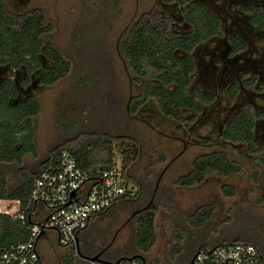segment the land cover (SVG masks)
I'll list each match as a JSON object with an SVG mask.
<instances>
[{"label": "rangeland", "instance_id": "374dc122", "mask_svg": "<svg viewBox=\"0 0 264 264\" xmlns=\"http://www.w3.org/2000/svg\"><path fill=\"white\" fill-rule=\"evenodd\" d=\"M158 2L161 0H9V8L19 13L34 9L47 13L55 27L45 39L70 58L72 68L67 77L38 92L42 106L34 118L35 133L24 136L22 165L0 162V170L13 189L21 183L22 168L36 170L64 141L99 133L131 135L141 145L140 158L131 171L142 192L134 201L117 204L91 220L80 234L85 256L105 248L101 257L106 260L137 254L134 221L127 218L135 208L152 202L157 210L158 240L147 255L149 263L169 259L186 264L200 249L241 235L259 244L263 259L257 264H264V166L260 161L249 157L245 145L207 144L204 137L212 131L211 125H204L194 137L191 130L184 139L178 125L156 110L142 111L138 117L128 112L129 103L139 93L129 62L120 52L121 43L142 15L162 12L155 7ZM194 7L191 17L207 24L215 22L210 8ZM216 150L240 162L242 172L228 177L211 173L193 188L175 184L200 155ZM158 153L165 158L161 163ZM134 184L136 191L138 184ZM228 184L236 188L235 195L223 193L222 187ZM203 204H213L216 209L206 222L199 214ZM15 206L16 200L0 199L1 213H16ZM48 234L40 241L41 245L46 242L44 264H89L72 246L59 245L54 230Z\"/></svg>", "mask_w": 264, "mask_h": 264}, {"label": "trees", "instance_id": "16d2710c", "mask_svg": "<svg viewBox=\"0 0 264 264\" xmlns=\"http://www.w3.org/2000/svg\"><path fill=\"white\" fill-rule=\"evenodd\" d=\"M174 1L176 0H165L167 7L170 8V3ZM187 1L189 0H178L181 5ZM8 3L9 0L0 2V69L8 68L10 73V78L0 86V162L20 166L24 156L22 153L24 136L31 131L33 132L31 135L35 133L34 118L41 110L39 90L67 77L72 63L54 43L45 39L55 26L44 10L34 9L19 13L10 9ZM218 5L221 12L223 10L227 12L229 6H232L230 12L235 19L231 24L233 29L239 28L238 24L245 23L247 38H243L235 31H229V43L235 53L231 60L235 61L241 70L249 71L250 75L239 82L235 78L227 80V74L219 71L214 86L210 84L204 89L196 88L198 92L202 90L203 92L195 95L188 93L187 89L191 84H200L202 81L198 76L194 78V74L203 62L199 57L205 47L204 43L212 34L221 35L219 17L214 16L215 22H209L206 26L202 19L191 17V10L195 6L191 3V12H187L186 7H182V11L186 20L194 25V30L176 31L170 17L154 13L144 14L131 28L130 34L120 47L133 73L139 76L137 81L142 85V92L129 103L128 112L136 115L144 110L148 112L156 110L162 118L177 124L179 131L190 134L193 130V136L197 135V131L204 125L210 124L212 131L204 137L207 144L214 141L219 144L233 141L241 146L244 142L249 144L251 155H255L264 166V144L255 143V128L259 119L264 118V104L256 103L258 99H264V0H218ZM208 26L212 29L206 28ZM248 42L251 44L249 48ZM242 60H248V68L244 66ZM232 61L227 60L229 66L227 72L230 71ZM11 76L17 77L18 82ZM31 81L33 86L23 89V86L26 87ZM241 98L245 103L251 99L254 106L234 107V113L223 115L229 104ZM221 101L225 102L223 106ZM213 102L216 108L208 110L206 116L203 104L211 105ZM191 112L196 114L190 115ZM200 115L199 123L193 124ZM191 123L193 126L185 130L186 125ZM213 133L216 134L215 137L211 136ZM63 150L73 153L81 167L92 170L109 168L116 151L119 152L123 157L128 180L137 183L138 189L135 194L128 193L115 205L134 201L142 192L139 179L131 171L141 155L139 142L135 137L125 133L113 135L99 133L57 145L36 170L21 169V183L13 189L9 188L7 175L0 170V199H19L23 207L29 200L35 177ZM157 156L160 163L164 161L161 153ZM242 170L240 162L232 160L226 152L216 150L200 155L193 162L191 170L180 175L175 184L179 187L193 188L204 183L211 173L228 177L241 173ZM258 176L259 172L255 171L254 177ZM222 191L226 196L235 195L237 192L234 185L229 184L224 185ZM148 205L133 219L134 241L138 247V253L135 255H141L146 260L158 240L157 210L152 203ZM215 210L213 204L201 205L199 214L202 221L210 220ZM29 223V220L24 224L21 220L0 212V247L26 241L29 238L27 227ZM175 237L176 234L173 233L172 240ZM231 242H252L262 253L259 244L246 236H235L218 244ZM100 253L103 254V250L97 254ZM262 259L263 254L258 263ZM148 264L175 263L167 259L152 260Z\"/></svg>", "mask_w": 264, "mask_h": 264}, {"label": "built area", "instance_id": "2783aa9c", "mask_svg": "<svg viewBox=\"0 0 264 264\" xmlns=\"http://www.w3.org/2000/svg\"><path fill=\"white\" fill-rule=\"evenodd\" d=\"M134 188L119 152L116 151L109 168L92 170L81 167L73 153L63 150L35 177L27 203L22 207L21 201L14 199L16 213L6 210V214L24 224L29 220V238L0 247V264H44L38 241L49 230L56 232L59 245L76 249L80 234L91 220L128 193L135 194ZM261 257L254 243L231 242L200 249L186 264H257ZM86 259L89 264H144L142 258L119 262L93 256Z\"/></svg>", "mask_w": 264, "mask_h": 264}, {"label": "flooded vegetation", "instance_id": "af4514ba", "mask_svg": "<svg viewBox=\"0 0 264 264\" xmlns=\"http://www.w3.org/2000/svg\"><path fill=\"white\" fill-rule=\"evenodd\" d=\"M158 3L159 4H156L155 7H157V6L161 7L162 12L152 10L148 13H154V14L161 15V16L166 15V16L170 17L173 20L172 21L173 22V28L176 31H192V30H194V25H192L191 22L189 23L186 20V16L184 15V13L182 11V7H186L187 12L190 11L191 10L190 9L191 3H193L196 6L203 5V6L210 8L212 13L214 14L213 16L219 17V19H220L219 31H220L221 35L220 34H212L210 36L209 40L204 43L205 47L202 50L203 52L200 54L201 56L199 57L200 61H203V62H202V64L199 65V68H197L195 70V74H194L195 77L194 78H196L198 76L199 79L202 81L200 82V84H191L187 89L188 93H193L195 95L196 93H202L203 92V90L198 92L196 88L204 89L205 86H208L210 84L214 86L215 85L214 81L216 79H218V77H219V71L224 73V74H227V76H228V78H226L227 80L229 79V75H230V77L232 75H234V78L236 80H238L239 82L242 79L245 80L250 75L249 71L241 70L239 68V65L236 64L235 61L233 62L231 60V58H233L232 56H234L235 53L233 52V47L231 46V43H229V38H230L229 31L230 32L235 31L236 33H239L240 35H242L243 38H245V37L247 38V35H246L247 32L245 31V28H246L245 23H243V25L238 24L239 28H234V29L231 25L233 21L235 22V19L233 18L232 13L230 12V10H232V6H229V9L227 12L224 10L221 12V10L219 9L218 0H189L184 5H181L180 2H178V0H176L173 3H170V5H171L170 8L167 7L165 0H161V3L160 2H158ZM203 21L205 22L204 19H203ZM211 29H212V27H210V30ZM130 30H129V34H130ZM258 43H260V42H258ZM247 44H248V48H249L251 46V44L249 42ZM120 52H121V50H120ZM124 58H125V56H124ZM227 60H230L233 62L230 65V71L229 72H227V70L229 68V66L227 64ZM242 62L244 63V66L246 68L249 67L248 60H246V61L242 60ZM138 77H139L138 75H135V74L133 75L134 82L137 83L136 87H137L138 93H141L142 92V85L137 81ZM8 78H10L9 69L8 68L0 69V86H1V83L6 81ZM11 78L13 80H15L16 82H18L17 77L11 76ZM32 81L27 85L28 87L23 86V89H27L30 86H33ZM241 86L243 88V84H241ZM209 92H212V91L209 90ZM224 104H225V102L221 101V105L223 106ZM213 105H214V102L211 105L203 104L206 116L208 114V110L212 111L214 109V107L216 108V106L215 105L213 106ZM245 105H246L245 100L242 98L240 100L235 101V103L232 102L231 104H229L227 106V109L225 110V112H223V115L228 116L229 114L234 113L233 112L234 107L243 108V107H245ZM144 111H147V110H144ZM147 113H148V111H147ZM191 114H196V112H191L190 115ZM209 114H211V112ZM197 115H199V114H197ZM136 117H138L137 114H136ZM200 118H201V115L198 116L193 121V124L199 123ZM188 128H189V126H188ZM185 130H187L186 127H185ZM259 130H260V125H257L255 128V138H256L255 143L257 145H258V142L260 141V137H261ZM180 132H182V130ZM185 135L186 134L184 132H182L181 137H183L185 139ZM226 144L227 145L229 144L232 146L236 145L237 147H240V145L238 143L233 142V141L227 142ZM241 145H245V143L242 142ZM147 206H148V204L132 210L131 213L129 214V217L127 218V221H129V222L132 221L134 219V217L139 212H141V210L143 208H146Z\"/></svg>", "mask_w": 264, "mask_h": 264}, {"label": "crops", "instance_id": "0c3cea01", "mask_svg": "<svg viewBox=\"0 0 264 264\" xmlns=\"http://www.w3.org/2000/svg\"><path fill=\"white\" fill-rule=\"evenodd\" d=\"M258 105H263L264 104V99H262V98H260V99H258V101L256 102ZM249 106H254V103L252 102V100L251 99H249L248 100V102H246V105H245V107H249ZM258 125H260V130H259V133H260V135H261V137H260V141L258 142V145H260V144H264V118H260L259 119V121H258ZM245 146H246V148H247V153H248V155H249V157L251 158V157H253V159H257L256 157H255V155H251V153H250V150H249V144H245ZM261 156H263V154H261ZM259 160V159H258ZM260 161V160H259ZM261 163V162H260ZM44 236H46L45 238H47L48 237V231L46 232V233H44L43 234ZM42 235V236H43ZM42 238L43 237H41L40 238V240L38 241V246H39V249H40V251H41V254H42V256H43V248H44V246H46V242L43 244V245H41V240H42ZM56 238H57V234H56ZM43 259H44V257H43Z\"/></svg>", "mask_w": 264, "mask_h": 264}, {"label": "water", "instance_id": "95a60500", "mask_svg": "<svg viewBox=\"0 0 264 264\" xmlns=\"http://www.w3.org/2000/svg\"><path fill=\"white\" fill-rule=\"evenodd\" d=\"M152 203V202H151ZM149 206V205H148ZM43 235V233L39 236V238ZM106 250V248L103 250V252ZM77 254L78 256L82 257V258H88L86 257L82 252H81V249H80V242L78 241V245H77ZM93 258H101V253L100 254H97V255H94ZM134 258H142L143 261H144V264H146V258L142 257L141 255H134V256H131V257H128V259H134ZM122 259H125V257H122V258H119L117 261H121ZM192 263V262H191Z\"/></svg>", "mask_w": 264, "mask_h": 264}]
</instances>
